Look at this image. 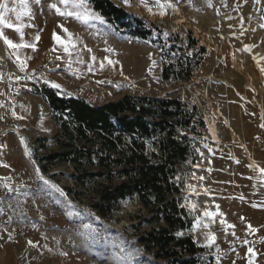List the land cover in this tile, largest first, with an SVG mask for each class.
<instances>
[{"label":"rangeland","instance_id":"rangeland-1","mask_svg":"<svg viewBox=\"0 0 264 264\" xmlns=\"http://www.w3.org/2000/svg\"><path fill=\"white\" fill-rule=\"evenodd\" d=\"M115 1L159 24L167 36H179L182 46L189 35L197 38L207 48L204 61L191 81H166L162 71L170 43L118 31L90 2L104 23L85 25L57 15L51 3L73 11L59 0H28L32 14L21 20L32 26L22 28L23 39L18 32L9 39L35 48L9 50L0 37V264H116L115 253H132L131 264H166L136 243L132 224L140 210L145 212L137 198L126 199L111 217L101 218L67 192L72 185L67 176L37 173L33 143L58 127L51 107L35 90L52 82L61 85V94L95 104L126 93L195 101L207 128L201 129L195 153L179 166L176 178L183 186V204L194 217L193 230L182 233L212 248L217 264H264V0H161L163 8L154 0ZM169 2L172 7L166 6ZM21 8L8 7L3 17L18 22ZM65 22L91 31L98 51L113 53L111 63L124 74H84L73 65L66 43L53 38L54 33L61 38L58 29ZM71 169L55 166L51 173ZM40 175L99 219H69L55 202L59 194ZM82 224H91L106 239L93 242L79 235Z\"/></svg>","mask_w":264,"mask_h":264},{"label":"trees","instance_id":"trees-1","mask_svg":"<svg viewBox=\"0 0 264 264\" xmlns=\"http://www.w3.org/2000/svg\"><path fill=\"white\" fill-rule=\"evenodd\" d=\"M114 27L131 37L170 43L162 77L189 82L207 48L188 36H167L164 28L115 0H89ZM191 34V33H190ZM189 47L196 50L187 53ZM179 52V54H177ZM49 104L57 131L34 141L38 169L52 177L65 175L66 190L101 218L111 217L121 202L137 198L142 209L132 224L136 243L166 264H217L214 250L196 242L194 217L183 204L179 166L195 153L197 137L207 128L198 104L188 98L126 93L99 104L63 95L43 85L35 90ZM69 165L70 172L51 173Z\"/></svg>","mask_w":264,"mask_h":264},{"label":"snow or ice","instance_id":"snow-or-ice-1","mask_svg":"<svg viewBox=\"0 0 264 264\" xmlns=\"http://www.w3.org/2000/svg\"><path fill=\"white\" fill-rule=\"evenodd\" d=\"M142 3H146V0H141ZM154 2L157 4V6L163 8L165 7L164 4L161 3V0H154ZM20 5L22 6L21 11L17 12V20H21L23 16H31V10L30 8L27 7L28 0H19ZM59 3L64 6L65 9L69 7L71 4V7L73 11H62L60 7L57 6L56 3H51L49 7L51 9H55L57 15L61 16H66V17H73L75 18L78 22L81 24H87L91 20H98L101 23H104V18L97 12H95L94 9L90 7L89 0H59ZM125 4L129 3V0H124ZM167 7H172V4L169 2ZM2 7V5H0ZM151 11V9H149ZM164 13L161 12V15ZM4 22V17L3 13L0 12V24H3ZM32 25H22L20 27H16L15 31L18 33H21V39H23L22 35V28L23 27H30ZM9 28H12L13 25L9 24ZM63 27V26H61ZM64 31L67 33L68 30L64 29ZM69 36H71V33H68ZM3 36V33L0 32V37ZM5 40V43L8 44L11 47L14 48H20V47H32L35 48L34 44H13L12 40L8 39L7 37H3ZM53 38L56 40H61L60 37L56 36L55 33L53 34ZM40 37L37 35L36 40L38 41ZM65 51H67V48H65ZM90 51V50H89ZM19 58V57H18ZM94 59V58H93ZM111 63V61H109ZM25 65L21 66V70H23ZM31 79V77H29ZM47 82V81H45ZM51 86L56 88V89H61V85L52 82ZM67 94V93H65ZM23 142V138H22ZM28 153L26 152V155ZM37 173H39V169H37ZM39 179L44 182V185L47 186V188L54 190L56 193L59 194V198L56 199V204L61 205L63 209H65V214L69 219H73L76 217L79 218H86V217H94L95 219H99V217H95L94 213H91L88 209L86 208H80L78 205L74 204L71 200L67 198L66 193L56 184L51 183L50 181H47L44 179L42 175L39 176ZM251 227V226H249ZM82 231H78V234L81 236H87L89 239H91L93 242H98L99 239H106L105 237H101L100 234L96 231V229L91 225V224H82ZM214 242V237L212 238ZM31 243V241L29 242ZM122 243V242H121ZM138 251V250H137ZM251 252L252 250L249 249ZM133 259V254L132 253H125V254H120V253H115L114 254V261L116 264H131V260Z\"/></svg>","mask_w":264,"mask_h":264},{"label":"bare ground","instance_id":"bare-ground-1","mask_svg":"<svg viewBox=\"0 0 264 264\" xmlns=\"http://www.w3.org/2000/svg\"><path fill=\"white\" fill-rule=\"evenodd\" d=\"M64 29H67L68 32L66 33ZM58 30L61 35L62 41L66 43L70 61L72 62L73 65L79 66L80 68H82L84 70L83 71L84 74L97 73L102 70L111 71V73L114 75L122 74L119 68L117 69L113 66V64L116 65L115 62H113V64L109 63L110 57L112 58L111 55L113 53L110 56H108L109 55L108 53L107 55L106 53L104 54L103 52L98 51L97 46H96L97 44L96 40L92 39L91 35L90 36L88 35V34H91L90 33L91 31H88L86 33L83 29V32H82L81 27H77L74 24H71L70 22L62 23L59 26ZM68 33H71L72 35L69 36ZM102 60H103V63H102ZM113 60L114 59H112L111 62Z\"/></svg>","mask_w":264,"mask_h":264},{"label":"crops","instance_id":"crops-1","mask_svg":"<svg viewBox=\"0 0 264 264\" xmlns=\"http://www.w3.org/2000/svg\"><path fill=\"white\" fill-rule=\"evenodd\" d=\"M0 12L4 13V9L10 7V8H18L22 7L19 3V0H0ZM9 19L4 18L3 24H0V32L3 33V37H7L8 39L10 38L9 35L12 33H16L15 28L18 26L24 25V20H19L18 22L13 18V16H8ZM11 24L13 25L12 28H9L8 25ZM24 31V29H22ZM2 38V37H1ZM11 40V39H10ZM14 44V43H13ZM8 49H14V47L9 46L6 44ZM1 50V49H0Z\"/></svg>","mask_w":264,"mask_h":264}]
</instances>
